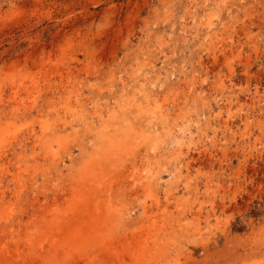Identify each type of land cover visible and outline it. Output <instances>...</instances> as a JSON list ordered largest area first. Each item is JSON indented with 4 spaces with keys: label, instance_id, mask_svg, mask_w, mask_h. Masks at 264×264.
Listing matches in <instances>:
<instances>
[{
    "label": "rangeland",
    "instance_id": "rangeland-1",
    "mask_svg": "<svg viewBox=\"0 0 264 264\" xmlns=\"http://www.w3.org/2000/svg\"><path fill=\"white\" fill-rule=\"evenodd\" d=\"M0 264H264V0H0Z\"/></svg>",
    "mask_w": 264,
    "mask_h": 264
}]
</instances>
